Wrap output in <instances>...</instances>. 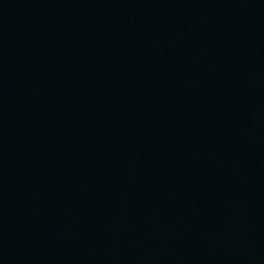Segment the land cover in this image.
I'll return each mask as SVG.
<instances>
[{"label":"water","instance_id":"water-1","mask_svg":"<svg viewBox=\"0 0 264 264\" xmlns=\"http://www.w3.org/2000/svg\"><path fill=\"white\" fill-rule=\"evenodd\" d=\"M0 264H264V0H0Z\"/></svg>","mask_w":264,"mask_h":264}]
</instances>
